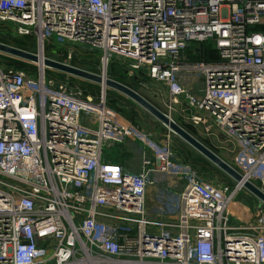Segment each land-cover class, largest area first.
<instances>
[{
  "label": "built area",
  "instance_id": "1",
  "mask_svg": "<svg viewBox=\"0 0 264 264\" xmlns=\"http://www.w3.org/2000/svg\"><path fill=\"white\" fill-rule=\"evenodd\" d=\"M10 29L44 57L58 36L98 49L103 67L129 61L204 133L218 127L250 163L235 168L264 186V0H0V32ZM194 42L218 58L190 60ZM74 53L66 47L64 62ZM47 69L0 62V264H264L263 210L230 211L243 182L208 178L171 133L159 139L111 109L106 89L96 99ZM127 139L143 146L138 170L104 156ZM153 183L182 187L158 190L168 211L148 210Z\"/></svg>",
  "mask_w": 264,
  "mask_h": 264
},
{
  "label": "rangeland",
  "instance_id": "2",
  "mask_svg": "<svg viewBox=\"0 0 264 264\" xmlns=\"http://www.w3.org/2000/svg\"><path fill=\"white\" fill-rule=\"evenodd\" d=\"M10 31L13 33V35L9 36V39L6 43L16 46L15 39L21 38L25 43V46L27 47V48L24 47L26 50L40 53V49L33 37L19 36L12 29H10ZM53 40L55 43H51V42L46 43V47H45L46 57L54 58L64 62L66 58L65 57L66 47L67 48L72 47L75 51L74 55L76 56L75 58L76 60H74V56L72 58L73 65L100 74L103 72L104 67L102 64V54L98 49L92 48L86 44H82V43L75 44L73 42L65 43V47H64L58 43V36H54ZM26 44L29 45L27 46ZM7 56L9 55L0 53L1 64L15 66L13 63H11V61L7 59ZM9 57H13V56H9ZM24 61L31 63L32 65V67L29 66L27 70H29L32 75H37L40 69L38 62H32L27 60ZM128 65H129V61L127 60H123V59L110 60L106 68L107 76L114 79L122 77L123 79H120L119 81L123 80L121 82L126 84H129L133 79V77L136 76V78L139 79L138 81L139 87L135 88L137 91H139L142 95L147 97L150 101H152L155 105L161 108L164 112L168 113L184 128L187 127L191 131H194V129H196L194 123L191 120L181 116L179 112L169 107V93L163 83L156 82L151 78H149L148 76L144 79L143 78L144 73H141L139 71H133V73L131 74L130 73L131 68ZM51 71H53L51 77L54 79L56 83L59 82V80L61 79L55 74L58 73L59 71L53 69H51ZM71 77H75V82L72 85L81 87L83 89L84 87L87 88L88 93L93 95L96 99H99L101 97V93L104 91L101 84L80 77H76L73 75H71ZM144 82L147 83V86L143 84ZM105 95L108 106L111 109L125 115L131 121L140 124L141 127H143L144 129L151 132H156V135L159 139L165 140L166 134L168 135L171 133L172 135L171 140L173 142L174 149L179 153L183 161L192 164L196 169H199L200 172H202L208 178L218 183H222L226 181L229 182L235 181L225 172L223 173H225L227 176L224 175L223 173L218 172L219 170L218 169L216 170L215 168L217 167L216 165L214 167L212 165L205 164L201 159H199L194 154V151L199 153L195 148H193L190 144H188L177 134L172 132L167 126H165L161 121H159L155 116H153L149 111L143 108L136 101L132 100L128 96L110 87L106 88ZM175 108L177 109V107ZM187 112H190V110H188ZM199 131L200 132L196 133L198 135H196L194 132L193 133L203 142L208 141L207 139L205 140L206 134H204V131L202 129H199ZM220 138L222 139L223 136H221ZM216 149L221 150L222 155H220L217 151L216 152L220 156H224L223 158L226 161H228L230 164H232L234 167H237L242 172L244 171L243 173H245L246 170H249L250 163L248 161H243V162L240 161L241 154L238 153V149H235L233 152H228L223 148L221 149L216 148ZM143 152H144L143 146L138 141L132 139H127L126 141L121 143H109L108 145L106 144L104 146V156L106 160L121 163L127 167H130L133 170L139 169V166L141 164V156ZM253 182L255 184H259L258 181L254 179ZM260 187L264 188L263 185H260ZM160 189H162V191L166 194V197H171V196L175 197L181 192L182 187L179 186L176 189H173V191L175 192L173 193L172 191H169L166 188L163 187L161 188L157 184L154 183L151 184L147 199V207L148 210L152 213L165 212V210H161V207H164V209H167V211L170 209L167 206L168 202H166V199H162V200L160 199L158 195L160 193V191L158 190ZM233 203H234L233 205L234 208H236L237 211L241 213L240 218L246 217L245 213H247V215H252V214L256 215V213H258V210L260 209H262L264 212V202H262L258 197H256L245 187H243L242 192L237 197V201H234ZM236 217L239 218V216ZM233 222L236 223L237 220L234 219Z\"/></svg>",
  "mask_w": 264,
  "mask_h": 264
},
{
  "label": "water",
  "instance_id": "3",
  "mask_svg": "<svg viewBox=\"0 0 264 264\" xmlns=\"http://www.w3.org/2000/svg\"><path fill=\"white\" fill-rule=\"evenodd\" d=\"M0 53L13 56L22 60L39 62L40 53H36L30 50L23 49L21 47L0 41ZM43 57V66H47L49 69H53L59 72H63L69 75L80 77L86 80L94 81L96 83H103L105 80V86L102 85L103 89L110 87L115 89L122 94L128 96L132 100L136 101L143 108L149 111L165 126H167L172 132L177 134L193 148H195L200 154L210 160L214 165L224 171L227 175L233 178L235 181L243 182L245 188L251 193L258 197L264 202V189L259 187L257 184L251 182L245 176L236 169L232 164L226 161L216 151L206 145L202 140L184 128L180 123L173 119L168 113L164 112L161 108L155 105L147 97L142 95L139 91L132 88L131 86L111 77H104V73H96L84 68L77 67L71 63H66L54 58ZM39 64V63H38Z\"/></svg>",
  "mask_w": 264,
  "mask_h": 264
},
{
  "label": "crops",
  "instance_id": "4",
  "mask_svg": "<svg viewBox=\"0 0 264 264\" xmlns=\"http://www.w3.org/2000/svg\"><path fill=\"white\" fill-rule=\"evenodd\" d=\"M185 54L187 55V57L190 59V60H206V61H210V60H215L218 58V54L217 52L215 51V49L205 43V42H194L192 44V46L186 50ZM189 73L187 72H183L182 73V78L187 81L188 77H189ZM203 85V79H201L197 84H196V88L195 91H198V88L201 87ZM193 111L190 110V114L192 113ZM189 115V114H188ZM183 116V115H181ZM185 118L188 119V116H183ZM196 129H194V133H198L200 132L199 131V127H197L196 125H194ZM212 133L216 134V138L213 136V135H208L207 133H204L206 134L205 136V140L207 139L208 141H205V143L208 145V146H211L213 149H215L220 155L221 154V150H217L216 148H223L225 149L226 151L228 152H233L235 149H238L237 146L234 145V147L230 146V144L227 143V136L223 133H221V131L219 130L218 127L214 126L212 128ZM198 135V134H196ZM223 136V138L221 139L220 137ZM230 140H233V142H235L236 144V141L235 139H230ZM127 149V148H126ZM128 150V149H127ZM196 155V153H194ZM197 156V155H196ZM224 157V156H222Z\"/></svg>",
  "mask_w": 264,
  "mask_h": 264
},
{
  "label": "trees",
  "instance_id": "5",
  "mask_svg": "<svg viewBox=\"0 0 264 264\" xmlns=\"http://www.w3.org/2000/svg\"><path fill=\"white\" fill-rule=\"evenodd\" d=\"M10 35H13V33L9 30V31H1L0 32V41H4V42H7L8 41V39H9V36ZM16 38V37H15ZM15 42H16V46H18V47H21V48H24V47H26L25 46V43L23 42V40L21 39V38H17V39H15ZM27 48V47H26ZM65 53H66V51H65ZM75 54V53H74ZM73 54V56H74V60H76L75 58H76V56ZM7 59L9 60V61H11V63H13L14 65H15V67L16 68H18V69H27L29 66H31L32 67V65H31V63H28V62H26V61H24V60H21V59H18V58H14V57H9V56H7ZM10 63V64H11ZM26 67V68H25ZM33 68H35V67H33ZM47 70H50V71H47ZM46 70V74H47V76L48 77H50V78H52L51 77V75L53 74L52 72L53 71H51V69H47ZM61 80H63V79H65V77L67 76L65 73H60V72H58V73H55ZM147 77V75H145L144 74V76H143V78L145 79ZM118 80H120V79H123L122 77H120V78H117ZM60 81V80H59ZM121 81H123V80H121ZM139 79H137L136 78V76H134L133 77V79L131 80V82L129 83V84H127V85H129V86H131L132 88H137V87H139ZM141 81V80H140ZM75 82V77H71V83L73 84ZM126 84V83H125ZM81 88V87H80ZM81 89H83V88H81ZM84 92L85 93H88V89L87 88H85L84 87ZM186 129H188L187 127H186ZM189 130V129H188ZM191 133H193V131H191V130H189ZM194 134V133H193ZM195 135V134H194ZM205 143V142H204ZM206 144V143H205ZM207 145V144H206ZM210 148H212L211 146H209ZM213 149V148H212ZM214 151H216L215 149H213ZM194 153H196V155H197V157L199 158V159H201L205 164H208V165H212V166H214L215 167V165L210 161V160H208L206 157H204L202 154H200V153H197V152H195L194 151ZM216 168V170L218 169L219 171L218 172H220V173H223L224 171H222L221 169H219L218 167H215ZM224 175H226L225 173H223ZM227 176V175H226ZM226 183H229L231 186L232 185H234V183H235V181H226Z\"/></svg>",
  "mask_w": 264,
  "mask_h": 264
},
{
  "label": "bare ground",
  "instance_id": "6",
  "mask_svg": "<svg viewBox=\"0 0 264 264\" xmlns=\"http://www.w3.org/2000/svg\"><path fill=\"white\" fill-rule=\"evenodd\" d=\"M42 54H43V51L41 50V51H40V61L38 62L39 65H40L41 67H43V57H42ZM44 66H45V65H44ZM102 73H104V77H105V78L108 77V76H107V72H106V65L104 66V69H103V72H102ZM101 85L105 86V80H104L103 83H101ZM106 88H107V87H106ZM233 205H234V203L232 202V203L230 204V211H231L234 215L241 217V213H239V212L237 211V209L234 208Z\"/></svg>",
  "mask_w": 264,
  "mask_h": 264
}]
</instances>
